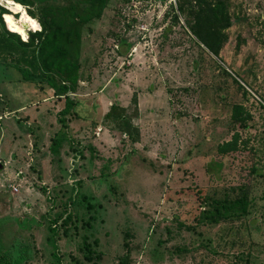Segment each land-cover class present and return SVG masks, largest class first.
Masks as SVG:
<instances>
[{
	"label": "rangeland",
	"instance_id": "374dc122",
	"mask_svg": "<svg viewBox=\"0 0 264 264\" xmlns=\"http://www.w3.org/2000/svg\"><path fill=\"white\" fill-rule=\"evenodd\" d=\"M178 1L45 6L72 31L55 42L72 76L52 70L74 84L67 127L64 96L0 64V256L120 264L128 242V264H264V0H223L232 24L219 55L192 34ZM0 6L13 30L20 14ZM61 130L68 138L54 154ZM242 195L247 213L204 216L206 196Z\"/></svg>",
	"mask_w": 264,
	"mask_h": 264
},
{
	"label": "trees",
	"instance_id": "16d2710c",
	"mask_svg": "<svg viewBox=\"0 0 264 264\" xmlns=\"http://www.w3.org/2000/svg\"><path fill=\"white\" fill-rule=\"evenodd\" d=\"M15 1L25 5H37L42 14L38 15L35 11L30 12L34 15H32L33 17L39 19V23L43 26V29L42 31L32 33L28 41L22 40L19 32L12 30L5 21V18L3 19V14L5 17V14L10 13H6L5 9L0 6V64L16 68L22 74L24 81L37 82L42 85L47 84L53 89L55 95L58 97L64 96L66 99L65 105L58 114L60 115V122L63 126L67 127L68 115L76 105L75 100L69 95L74 84L72 85L67 81L59 82L53 75L52 70L57 69L60 74L68 72L69 77L72 76V71L69 70L70 63L67 62L66 50L55 45V42L61 36L68 42L72 31L66 28L67 23L65 20L48 15L51 13H49V9L45 6L51 3L50 1L52 0ZM74 7L75 9L82 10L78 3H75ZM176 10L186 16L187 25L192 34L205 44L211 52L219 55L223 43L227 38L224 29L232 24L231 17L225 9V2L223 0H179ZM174 18L178 21L179 16L177 12L174 13ZM19 20L20 15L16 17V22ZM71 25L75 29H80L82 23L74 21L71 22ZM63 47L67 48L66 46ZM66 69L68 71H65ZM236 109V119L242 121L243 118L238 116L239 107L236 106ZM67 138L62 130L58 131L52 140L51 151L54 154L59 153L62 143ZM74 150L78 151L77 149ZM212 164L214 165L215 163ZM77 193L74 196H70L66 203L64 208L65 215H59L64 225H68L73 219L71 206L77 202ZM204 203H208L209 205V209L205 212L204 216L212 222H218L220 219L236 213H247L249 206V201L245 195L234 200L206 196ZM83 244L84 250L88 252L86 258L91 260L93 250L86 240ZM125 246L127 250L121 256L120 264H128L130 259L129 243H125ZM8 254L9 252L0 256V264H16L23 260L22 256L11 259L9 257L10 254Z\"/></svg>",
	"mask_w": 264,
	"mask_h": 264
},
{
	"label": "bare ground",
	"instance_id": "6f19581e",
	"mask_svg": "<svg viewBox=\"0 0 264 264\" xmlns=\"http://www.w3.org/2000/svg\"><path fill=\"white\" fill-rule=\"evenodd\" d=\"M3 1H5L12 10L21 15L18 22L9 19L13 30L21 33L25 38H27V33L29 30L41 29V24L39 23V21L29 13L27 8L23 4L15 0Z\"/></svg>",
	"mask_w": 264,
	"mask_h": 264
},
{
	"label": "built area",
	"instance_id": "2783aa9c",
	"mask_svg": "<svg viewBox=\"0 0 264 264\" xmlns=\"http://www.w3.org/2000/svg\"><path fill=\"white\" fill-rule=\"evenodd\" d=\"M14 190L17 191L18 190V187L17 186H13Z\"/></svg>",
	"mask_w": 264,
	"mask_h": 264
},
{
	"label": "water",
	"instance_id": "95a60500",
	"mask_svg": "<svg viewBox=\"0 0 264 264\" xmlns=\"http://www.w3.org/2000/svg\"><path fill=\"white\" fill-rule=\"evenodd\" d=\"M0 168H3V164L0 163Z\"/></svg>",
	"mask_w": 264,
	"mask_h": 264
},
{
	"label": "crops",
	"instance_id": "0c3cea01",
	"mask_svg": "<svg viewBox=\"0 0 264 264\" xmlns=\"http://www.w3.org/2000/svg\"><path fill=\"white\" fill-rule=\"evenodd\" d=\"M18 190H19V188H18ZM18 190H17V191H18Z\"/></svg>",
	"mask_w": 264,
	"mask_h": 264
}]
</instances>
